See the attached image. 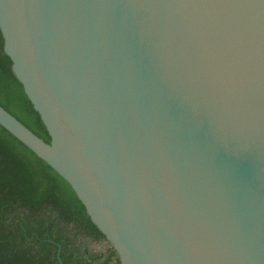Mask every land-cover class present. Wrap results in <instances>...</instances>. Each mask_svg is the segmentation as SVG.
Returning a JSON list of instances; mask_svg holds the SVG:
<instances>
[{
  "label": "water",
  "instance_id": "water-1",
  "mask_svg": "<svg viewBox=\"0 0 264 264\" xmlns=\"http://www.w3.org/2000/svg\"><path fill=\"white\" fill-rule=\"evenodd\" d=\"M0 30L50 140L0 124L121 264H264V0H0Z\"/></svg>",
  "mask_w": 264,
  "mask_h": 264
},
{
  "label": "trees",
  "instance_id": "trees-1",
  "mask_svg": "<svg viewBox=\"0 0 264 264\" xmlns=\"http://www.w3.org/2000/svg\"><path fill=\"white\" fill-rule=\"evenodd\" d=\"M0 30V104L44 140L50 136L14 75ZM71 185L0 124V264H121ZM79 244V245H78Z\"/></svg>",
  "mask_w": 264,
  "mask_h": 264
},
{
  "label": "flooded vegetation",
  "instance_id": "flooded-vegetation-1",
  "mask_svg": "<svg viewBox=\"0 0 264 264\" xmlns=\"http://www.w3.org/2000/svg\"><path fill=\"white\" fill-rule=\"evenodd\" d=\"M88 239V241H89V243H88V246L90 247V248H92L93 250H101V251H103L104 250V246H105V244H104V242L103 241H95V240H93L92 238H90V237H88L87 238ZM79 245V244H78Z\"/></svg>",
  "mask_w": 264,
  "mask_h": 264
}]
</instances>
